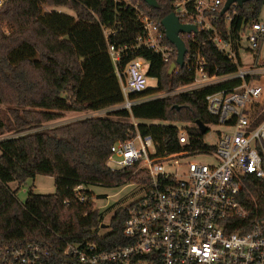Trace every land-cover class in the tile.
<instances>
[{"label":"trees","instance_id":"trees-1","mask_svg":"<svg viewBox=\"0 0 264 264\" xmlns=\"http://www.w3.org/2000/svg\"><path fill=\"white\" fill-rule=\"evenodd\" d=\"M0 105L8 107L5 121H0V137L20 136L0 143V242L20 246L37 243L58 247L64 242H79L88 238L113 249L126 244L123 236L128 209L120 208L110 221V232L98 237L103 214L95 208L88 186L129 184L138 180L130 173H112L106 167L110 148L117 141H127L136 134L133 121L143 136H151L159 156H169L193 150L207 149L205 136L217 120L207 111L206 97L228 85L209 87L173 97L144 102L132 108L118 110L112 116L90 117L75 123L46 128L64 112L93 113L121 105L124 97L115 66L109 55V45L124 49L119 64L124 70L137 58L148 63L147 77L156 79L157 87L131 99L173 92L192 82L187 67L178 75H169L171 63L154 51L138 46L143 29L135 11L114 0H0ZM150 7L141 0V8L161 22L174 12L170 0H157ZM65 7L75 16L53 10ZM264 0H254L230 10L233 15L229 29L226 17L218 12L220 33L240 40L244 25L259 21ZM49 9V12H45ZM104 29L109 35H104ZM182 39L188 45L185 35ZM202 51L213 73L224 75L237 70V65L222 57L207 35ZM165 43L173 46L165 37ZM256 65L260 64V52ZM188 50L190 51L189 46ZM177 56V50L175 57ZM175 58L173 59V61ZM207 126L204 134L197 126ZM185 126L190 142L182 145L180 128ZM55 179V193L43 195L31 190L24 203L18 199L20 187L37 175ZM256 183V182H255ZM258 183V182H257ZM88 198L81 203L76 189ZM257 199L264 218V184L249 188Z\"/></svg>","mask_w":264,"mask_h":264},{"label":"built area","instance_id":"built-area-1","mask_svg":"<svg viewBox=\"0 0 264 264\" xmlns=\"http://www.w3.org/2000/svg\"><path fill=\"white\" fill-rule=\"evenodd\" d=\"M114 1L135 11L143 29L138 46L154 51L165 63H174L176 48L165 43L164 27L141 8V0ZM170 2L181 23L197 29V33L181 34L190 48L184 67L193 79L176 94L228 85L206 97L207 111L220 128L218 143L206 144L205 150L159 156L154 139L141 135L133 121L136 134L113 143L106 162L112 173H130L138 180L132 184L140 188L136 200L123 208L129 210L123 229L126 244L104 249L91 238L66 241L54 248L0 242V264H264V218L249 190L254 184H264V85L257 84L261 80L257 77H264V67L255 63L256 51L264 40V24L256 21L244 25L240 40L235 41L229 31L225 37L218 29L217 14L227 0ZM224 16L229 29L233 15L228 11ZM199 33L207 35L219 55L238 66L235 72L220 75L218 69L210 71L202 51L205 41L198 38ZM104 35L109 31L104 29ZM243 41L253 54L251 68L244 66ZM124 51L109 45L124 97L119 110L131 112L143 103L131 95L149 89V78L140 58L124 70L120 68ZM180 69L177 66L172 74L178 75ZM179 128L180 143L186 145L190 135L185 127ZM5 136L0 137V143L7 139ZM186 157H210L213 161L175 160ZM81 189L75 190L77 197L86 203L88 198Z\"/></svg>","mask_w":264,"mask_h":264},{"label":"rangeland","instance_id":"rangeland-1","mask_svg":"<svg viewBox=\"0 0 264 264\" xmlns=\"http://www.w3.org/2000/svg\"><path fill=\"white\" fill-rule=\"evenodd\" d=\"M53 10L66 13L72 16L76 17V14L71 11L68 8L65 7H56ZM49 9H45V12H49ZM259 21L264 24V7L262 8V11L259 16ZM247 42L243 41V48L245 47L246 50ZM244 49L241 51V55L243 57L244 66L246 68H251L253 65V54L250 53V51L247 49L245 51ZM249 52V53H248ZM257 53V51H256ZM260 66L264 67V45L260 52ZM148 70V63L145 62L143 71L147 73ZM257 78H261L260 82L257 84L264 85V77L260 76ZM148 86L150 88H156L157 87V81L156 79L149 78L148 80ZM176 91L173 92H163L158 94H153L151 96L141 98L143 103L149 102L153 100L163 99L166 97H173L176 94ZM141 102V103H142ZM120 106H116L112 109L105 110L104 112L99 113H86V112H64L63 117L57 121H53L51 123H47L45 125L46 128H54L57 126L67 125L71 123H75L77 121L84 120L86 118L90 117H106L111 116L114 119H117L116 117L112 116L116 111H118ZM8 107L0 105V121H5L6 115H7ZM179 127H185L189 124L186 123H176ZM220 130L219 127L216 125L210 126V133L205 136L204 142L208 145H215L218 143V131ZM20 135L18 134H7L5 137L7 139L18 137ZM2 154L1 148H0V155ZM187 160L192 162H205V163H212L213 159L210 157L207 158H179L175 159L176 161L181 160ZM134 182V181H133ZM129 183L131 184H124V185H114V186H106V185H100V184H93L88 186V191L90 192V198L95 203V208L98 209V211L103 214V224L110 225V221L115 215V213L120 208H125L129 206L132 202L136 200L139 193V187L135 184H132V181ZM10 187L13 190H16L20 187L18 191V199L21 203H24L27 199V196L31 190H33L34 193L37 194H43V195H50L54 194L55 189V179L52 176L47 175H37L34 179H27L22 185H19L18 182H14L10 184ZM110 232V228H101L99 231V235L104 236L107 235Z\"/></svg>","mask_w":264,"mask_h":264},{"label":"water","instance_id":"water-1","mask_svg":"<svg viewBox=\"0 0 264 264\" xmlns=\"http://www.w3.org/2000/svg\"><path fill=\"white\" fill-rule=\"evenodd\" d=\"M146 4L150 7L157 8L158 2L157 0H144ZM254 1V0H227L222 9L221 14L225 15L228 11L232 9L233 6L243 7L245 3ZM162 26L166 31V37L168 41L175 46L177 50V59L174 63H172L169 67V75H172L173 71L177 66L183 68L185 65L186 55L188 53V49L184 40L181 38V34L185 33H197V29L193 25H186L181 23L179 17H177L174 13H171L167 17H165L161 21ZM197 126L202 133L207 132V126L202 122L198 121ZM101 228H108V225L103 224Z\"/></svg>","mask_w":264,"mask_h":264},{"label":"crops","instance_id":"crops-1","mask_svg":"<svg viewBox=\"0 0 264 264\" xmlns=\"http://www.w3.org/2000/svg\"><path fill=\"white\" fill-rule=\"evenodd\" d=\"M110 109H112V108H110ZM109 110V109H108ZM105 111V110H104ZM104 111H99V112H104ZM99 112H94V113H99Z\"/></svg>","mask_w":264,"mask_h":264}]
</instances>
